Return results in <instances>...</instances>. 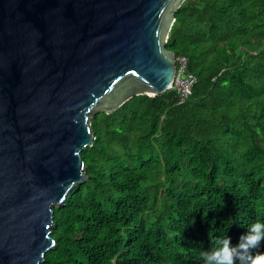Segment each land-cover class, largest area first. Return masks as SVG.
Here are the masks:
<instances>
[{
    "label": "trees",
    "instance_id": "1",
    "mask_svg": "<svg viewBox=\"0 0 264 264\" xmlns=\"http://www.w3.org/2000/svg\"><path fill=\"white\" fill-rule=\"evenodd\" d=\"M174 17L165 46L188 57L191 94L91 116L87 177L53 207L40 264H204L264 222V0H184Z\"/></svg>",
    "mask_w": 264,
    "mask_h": 264
},
{
    "label": "water",
    "instance_id": "2",
    "mask_svg": "<svg viewBox=\"0 0 264 264\" xmlns=\"http://www.w3.org/2000/svg\"><path fill=\"white\" fill-rule=\"evenodd\" d=\"M184 0H0V264H40L91 116L168 90Z\"/></svg>",
    "mask_w": 264,
    "mask_h": 264
},
{
    "label": "clouds",
    "instance_id": "3",
    "mask_svg": "<svg viewBox=\"0 0 264 264\" xmlns=\"http://www.w3.org/2000/svg\"><path fill=\"white\" fill-rule=\"evenodd\" d=\"M264 242V222L249 225L236 244L230 243V237L223 236L216 240V247L201 251L204 264H264V257L253 259L251 250Z\"/></svg>",
    "mask_w": 264,
    "mask_h": 264
},
{
    "label": "built area",
    "instance_id": "4",
    "mask_svg": "<svg viewBox=\"0 0 264 264\" xmlns=\"http://www.w3.org/2000/svg\"><path fill=\"white\" fill-rule=\"evenodd\" d=\"M175 68V75L169 89L175 92L178 102H182L191 94L196 77L188 70V57L186 55H175Z\"/></svg>",
    "mask_w": 264,
    "mask_h": 264
}]
</instances>
